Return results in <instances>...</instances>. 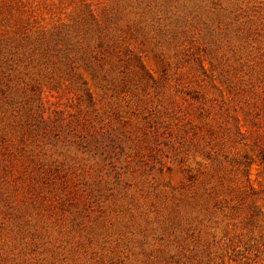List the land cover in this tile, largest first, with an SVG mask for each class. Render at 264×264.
<instances>
[{"label": "rangeland", "instance_id": "rangeland-1", "mask_svg": "<svg viewBox=\"0 0 264 264\" xmlns=\"http://www.w3.org/2000/svg\"><path fill=\"white\" fill-rule=\"evenodd\" d=\"M0 264H264V0H0Z\"/></svg>", "mask_w": 264, "mask_h": 264}]
</instances>
